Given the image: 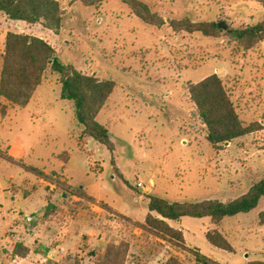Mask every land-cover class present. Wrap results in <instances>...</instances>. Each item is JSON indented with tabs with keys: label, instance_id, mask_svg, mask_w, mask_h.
<instances>
[{
	"label": "rangeland",
	"instance_id": "obj_1",
	"mask_svg": "<svg viewBox=\"0 0 264 264\" xmlns=\"http://www.w3.org/2000/svg\"><path fill=\"white\" fill-rule=\"evenodd\" d=\"M57 1L63 9L58 33L41 23L23 22L14 28L47 41L62 63L114 82L97 115L108 129L114 151L83 134L73 102L60 96L59 75L47 68L37 95L46 100L43 106L18 110L6 120L12 132L31 148L19 163H0V180L13 176L20 182L33 174L21 163L42 173L33 184L21 182V190L14 191L20 194L15 199L9 190L2 202L0 193L3 208H14L18 214L27 211V200L21 196L26 195L24 190L34 192L28 210L40 218L27 214L20 229L8 232L11 239L20 238L34 246L33 253L19 264H95L97 254L108 243L121 241L128 244L125 264H205L196 261L195 251L219 264H264V224L259 225L264 197L252 210L226 216L218 224L208 217L183 216L170 221L182 231V240L163 239L140 226L149 213L146 193L170 202H225L245 193L264 175V165L260 164L264 163V127L214 147L206 139L207 127L189 94L191 84L216 74L243 125L261 122L264 40L245 49L224 32L211 37L171 27L172 20L182 19L220 20L231 28L252 25L262 18L261 3L139 0L163 19L156 27L136 16L123 0L93 4L87 0ZM8 108L10 103L0 100V115ZM67 158L63 170L58 160ZM253 165L262 170L251 173ZM46 202L54 207L45 216L46 206L40 207ZM6 221V216L0 215V242ZM214 230L228 240L233 251L208 241L207 231ZM27 231L38 233V244L29 240ZM12 245L3 248L6 253L0 249V264ZM61 246L66 248L65 256L58 250ZM48 250H54L58 260L46 257Z\"/></svg>",
	"mask_w": 264,
	"mask_h": 264
},
{
	"label": "trees",
	"instance_id": "obj_2",
	"mask_svg": "<svg viewBox=\"0 0 264 264\" xmlns=\"http://www.w3.org/2000/svg\"><path fill=\"white\" fill-rule=\"evenodd\" d=\"M102 0H87L89 4ZM264 8V0H256ZM133 13L146 23L156 27L164 21L148 5L139 0H123ZM0 13L11 20H21L26 23H41L45 28L58 33L62 25L63 9L57 0H0ZM171 27L190 33L199 32L204 36L218 37L222 32L230 39L237 41L243 48L250 49L264 40V11L259 22L239 28H231L224 21L192 22L187 19L172 20ZM47 68L57 73L60 78L62 99L73 102L75 117L83 126V134L104 145L111 153L114 144L108 129L97 120L99 111L114 88L112 80H99L95 76L87 75L71 64L62 63L56 56L51 45L41 37L8 31L4 38V51L0 55V98L13 106L25 107L31 99L35 89L42 82ZM189 94L194 101L198 114L207 127L206 139L216 147L225 142L260 130L264 127V112L262 120L243 125L236 111L235 105L224 88L221 79L216 74L191 84ZM36 170V169H35ZM37 173L42 174L36 170ZM79 194H83L79 191ZM149 213L145 223L140 226L148 229L163 239L182 240V234L168 225L165 219L178 220L183 216L209 217L218 224L224 217L248 212L255 208L264 196V177L253 183L240 196L228 200L205 199L193 202H170L167 199L147 193ZM47 205L46 214L53 209ZM151 212H155L156 216ZM260 223H264V212L259 213ZM140 224V223H139ZM206 237L213 245L233 251L228 240L217 230L207 232ZM29 249L17 243L13 249L8 264H15V256L23 258ZM128 255L126 242L108 243L103 252L97 254L95 264H125ZM196 261L205 264L214 263L195 251ZM53 264H65L56 261ZM77 264V263H74ZM250 264H263L253 261Z\"/></svg>",
	"mask_w": 264,
	"mask_h": 264
},
{
	"label": "crops",
	"instance_id": "obj_3",
	"mask_svg": "<svg viewBox=\"0 0 264 264\" xmlns=\"http://www.w3.org/2000/svg\"><path fill=\"white\" fill-rule=\"evenodd\" d=\"M5 16H6L5 14L0 13V55H2V53L4 51V38H5L6 33L8 31H11L10 30L11 28H13L15 30V28H14L15 26L21 25L23 22L26 23L25 21H21V20H11L9 18H6L7 16L6 17ZM12 32H18V31L15 30V31H12ZM42 86H43V83L41 82L37 86V88L35 89L31 99L29 100V102L27 103V105L25 107H22V108L18 107L20 109H17V108H15V106L10 104V108H8L6 111L5 110L3 111V113H4L3 116L0 115V149L3 152L2 154H0V155H2V156H0V163H4V162L9 163V164L19 163L18 161H20V162L23 161L30 154V152H29V149L31 148L30 145H28L26 140L23 139L19 134H16V133L12 132V129H11L9 123L6 122V120L9 117H11L13 114L14 115L17 114L18 110L23 111V110L35 109L37 107H42L46 100L44 98H42V97H37V95L40 93V90L42 89ZM0 100H3L4 102L9 104V102H7L3 98H0ZM63 100H65V99H63ZM61 110H63V109L61 108ZM5 122H6V124H5ZM82 131H83V128H82ZM68 159L69 158L65 159L64 162H61L60 160H58V166H63V170H65ZM260 164H261V166L264 165V163H260ZM19 165H22L25 168H29L33 172V174L29 173L30 176L29 175L25 176L23 178V180H21L20 182H16L14 180L13 176H9L8 178H5L4 181L0 180V193L3 194V197H1L2 202L5 201L4 198H6V196H7L6 193L9 190L12 191V193L14 195L13 199H15L16 196L20 195L19 192L15 193L14 191L17 190V189L21 190L22 187L19 185V184H21V182L27 181L30 184L31 183L33 184V183L37 182V180L39 179L38 178V174L39 173L36 172V170H38V169L32 167L31 164H26L25 165V164L21 163ZM259 165H253V167H251V169L254 168V171L252 169L253 172L251 171V173H254V172L256 173V171L258 172V171L262 170V169H260L261 167ZM38 171H40V170H38ZM263 177H264V175L262 176V178ZM39 181H43V180L40 179ZM15 184H17V185H15ZM23 193L26 194V195L24 197H23V195H21L22 198L27 200V202H26V205H27L26 206V209H27L26 213L20 211L17 214L16 210H14V208H10V207L9 208L8 207H4L3 208V204H0V207L2 209H5V211L2 210V212H0V215L6 216V218H7V221L5 223V226H6V228H5L6 230H5V233H4L5 236H4V239L0 242V249H2L3 252L6 253L7 250H5L3 248L5 246H7V244H13L12 246L15 247V245L17 243H21L24 247L29 249V252H28V254L25 257L20 258V257L15 256L16 259H17V262L15 264H19L28 255L32 254L33 251H34V246H33V244H28L25 240L22 242L20 238H18L16 240L11 239V236L8 235V232H11V231L14 232L15 228H19L20 229L22 227V225H23L22 221L24 220V217L27 214H31L32 217H34L35 220L40 218L39 214H37L35 212H32L31 210H28L29 209L28 207H31L32 199L34 198V192H27V191L24 190ZM263 197L264 196H262L260 198V200ZM146 199H148V198L146 197ZM47 205H53V204L51 202H49V203L46 202L45 205L41 206L40 208H43L44 206L47 207ZM112 210H114V209L112 208ZM261 212H264V211H261ZM119 213H121V212H119ZM151 214H154L156 216L155 212H151ZM180 219H178V220L165 219V221L168 223V225L170 227H172L170 225V221H179ZM16 221H20L19 224ZM32 224H34V221L32 222ZM263 224L264 223L259 224V225H263ZM172 228L181 231L180 229H177L175 227H172ZM27 234L29 235V240H33L32 243L38 244L37 243L38 241H35L38 238V233H36L35 231H33V232L32 231H30V232L27 231ZM14 247H13V249H14ZM13 249L9 251L7 256L6 255L4 256L3 262H1V264H8L9 263V259L12 256ZM59 249L61 251V255L65 256L66 248L64 246H61V247L58 248V250ZM60 251H58L57 253H59ZM35 252H36L35 255H37L38 251L36 250ZM46 257H48L49 259H52V260H58V258H55L54 250H48V252L46 254ZM37 264H39V263L37 262Z\"/></svg>",
	"mask_w": 264,
	"mask_h": 264
},
{
	"label": "built area",
	"instance_id": "obj_4",
	"mask_svg": "<svg viewBox=\"0 0 264 264\" xmlns=\"http://www.w3.org/2000/svg\"><path fill=\"white\" fill-rule=\"evenodd\" d=\"M137 185L140 186V187L143 188V189L146 188V187L143 185L142 182H138ZM28 219H32V217H29Z\"/></svg>",
	"mask_w": 264,
	"mask_h": 264
},
{
	"label": "water",
	"instance_id": "obj_5",
	"mask_svg": "<svg viewBox=\"0 0 264 264\" xmlns=\"http://www.w3.org/2000/svg\"><path fill=\"white\" fill-rule=\"evenodd\" d=\"M225 143H227V142H225Z\"/></svg>",
	"mask_w": 264,
	"mask_h": 264
}]
</instances>
